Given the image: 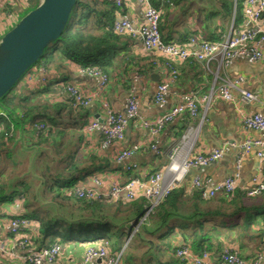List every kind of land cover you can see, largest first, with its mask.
Masks as SVG:
<instances>
[{
  "label": "crops",
  "instance_id": "crops-1",
  "mask_svg": "<svg viewBox=\"0 0 264 264\" xmlns=\"http://www.w3.org/2000/svg\"><path fill=\"white\" fill-rule=\"evenodd\" d=\"M38 1L0 0V37L21 15L32 8L33 3H38ZM156 1L154 0L155 3ZM122 3L123 11L116 17H125L133 24L144 22L143 7L137 0H122ZM168 10L161 18V31L166 41H182L187 37L182 34L184 31L190 32V29L198 32L196 35L188 34V38L191 36H195L198 40L201 38L200 33L202 32L193 14L182 15L175 8ZM249 26L263 27L264 20L260 18L256 22H250L244 17L235 31L245 30ZM229 32L231 33V27L227 33ZM125 54L140 57V60L138 63L127 66L118 62L113 68H108L109 82L101 91L97 88L96 77L80 73L79 68L72 65L67 70L60 69L58 72L45 70L43 65L35 66L31 72H28L29 76L26 75L20 80V84L29 85L33 91L32 98L37 100L68 103L67 99L70 96L63 88L66 84L78 87L83 93L91 95L92 99L87 106L83 107V113H85L83 122H86L83 129H79L75 121L71 122L70 115L62 114V117H58L60 123L46 136L47 142L44 145L38 146L32 142L30 145L29 135L19 130L16 137L6 144V149L0 151V186L4 184L7 192L1 195L2 197L0 196V239L5 242L7 248L6 251H0V264H28L22 256L29 251V247H21L17 241L22 239L23 235L29 236L33 241L31 242L32 247L36 248L41 238L38 232V217L57 216L58 214L68 216L71 212V203L67 200L53 199L50 195L48 198L37 197L35 200L37 204L31 207L36 210V215L31 218L27 217L32 221L30 225L27 228H21L15 234L10 232L9 220L13 217H23L29 210L25 207L24 199L20 195L10 194L16 182L11 176H24L27 173L37 175L39 164L37 162L33 164V162L37 160L40 150L45 151L49 157V170L53 167L55 171H61L63 175L68 172L66 170L68 162L83 157L75 173V176H78L75 184L93 187V178L97 177L101 180L100 186L95 187L99 192L105 191L112 183H124L131 174L145 176L154 171L164 172L168 152L173 146L186 142L187 145L192 146L191 155L205 154L215 149H221L222 155L205 166L190 168L185 172L179 185L184 189L185 197L191 194L195 178L201 179L204 183L209 181V184H213L231 175L235 171L239 155H241V160L238 163L239 178L236 181V187L247 191L251 187V179L254 176H260L264 182V148L261 150L262 155L258 156L257 150L254 149L239 154L237 147L246 139L262 136L259 130L242 128L241 118L253 113L264 115V50L258 60H253L248 56H239L220 67L218 66L220 55H216L207 62L194 58L184 60L174 58L172 62L178 69V76L176 81L167 88L165 100L161 104L153 102V94L156 85L166 72L162 67L165 57L156 52L147 51L138 38L128 39L120 56ZM223 75L229 78L242 77L243 80L239 87L257 94L258 100L242 102L238 99L235 90L232 100L219 98L214 89L219 83L218 77ZM188 91L195 92L200 115L187 117L184 113L166 124L156 137L158 151L152 150L151 135L141 121L156 119L171 106L179 103L181 96ZM130 96L135 98L137 114L127 124L122 141L105 145L102 143V136L98 130L92 132L85 130V126L92 119L102 120L101 104L103 101L108 102L113 110L124 112ZM206 96L208 99H204ZM132 146L138 147L134 154L122 161H117L118 153ZM88 154L95 155L98 161H95V164L91 163L88 160ZM43 158L47 157L41 159ZM133 163L136 167L127 169V166ZM164 176L168 179L171 174L165 172ZM41 182L40 178L35 189H42ZM54 188L58 187L54 186ZM246 202L247 211L238 220L233 219L230 227L223 229L224 233L215 239L220 246L217 247L215 241H212L214 244L208 251L213 259H216L222 249L227 246L245 259L251 258L256 253L262 254L264 259V191L256 196H247ZM172 226H174V233L170 235L172 242L180 244L183 241L182 232L185 231L188 235L191 230L190 226L184 228L180 223H173ZM127 233L128 230L125 231V235ZM138 233L136 232L133 236L135 238L140 236L142 239V242L137 244H140L139 247L144 245L142 252L144 254L152 247L148 244L149 242L153 244V238L146 233ZM124 236L121 237V242ZM60 240V234L55 236V242L61 245V251L52 264H82L83 253L87 245L100 243V240L94 238L85 242L76 240L61 242Z\"/></svg>",
  "mask_w": 264,
  "mask_h": 264
},
{
  "label": "trees",
  "instance_id": "trees-1",
  "mask_svg": "<svg viewBox=\"0 0 264 264\" xmlns=\"http://www.w3.org/2000/svg\"><path fill=\"white\" fill-rule=\"evenodd\" d=\"M245 1L157 0L155 3L154 0H150L151 4L160 11L159 31L164 41L166 40L161 31V18L166 15L168 9L175 8L182 15L193 14L202 32L200 39L219 41L230 27L231 33L234 32L244 19ZM36 5L37 3H33L32 7ZM123 8L122 2L115 5L112 0H76L66 27L58 38L44 49L40 58L31 67L36 64L43 65L45 70L58 72L60 69L67 70L71 65L78 68L93 65L103 69L109 76L108 68H113L118 62H122L125 66L138 63L140 57L130 54L120 56L131 37L118 34L112 29L116 15L121 13ZM197 32L194 29H190V32L184 31L182 36L187 37L179 42L186 41L190 33L196 35ZM32 95L33 91L27 83L16 82L9 93L0 99L1 152L6 149V144L16 137L19 130L29 135L30 145L31 142L38 146L44 145L47 142L46 136L60 123L58 117H62V114L70 115L71 122L75 121L79 129H83L86 124L83 122V114H85L83 107L74 106L70 98L67 99L68 103H51L43 99H34ZM185 115L189 116L188 113ZM37 124H43V128L36 129ZM8 155L10 156V151ZM42 157L47 158L41 159ZM87 157L93 164L98 161L93 154H88ZM80 160L82 161L83 157L68 162L66 166L68 172L63 175L53 167L49 170V157L45 151L40 150L37 160L33 162L39 164V172L35 170L38 172L37 175L27 173L24 176H11L16 182L10 194L20 195L24 199L25 207L29 209L23 217H35L36 210L31 207L37 204L35 201L37 197L48 198L50 195L53 199L62 198L71 203V212L68 216L58 214L38 217V232L41 238L39 246L36 245L37 249L51 245L55 242V236L60 234L61 242L70 240L85 242L93 238L103 241L99 244L105 245L110 255H115L122 251L121 237L125 235V231L128 229L133 231L138 226L139 233L142 231L155 238L154 240L151 238L153 244L150 242L148 244L152 247L139 257V264H184L175 255L178 245L188 243L197 253L203 249L209 250L214 244L212 241L224 233L223 229L229 228L233 219L238 220L247 211L246 200L249 195L247 191L237 187L230 193H219L211 198H203L200 188L192 185L191 194L185 197L184 189L178 186L153 208L145 224L140 225V219L149 207V200L144 196L125 200L123 197L84 198L74 193L72 186L78 179L75 173L81 163ZM132 176L139 175L131 174L129 178ZM40 178L42 189L37 190L35 188ZM6 193L3 184L0 186V196ZM173 223H180L184 228L190 226L188 235L185 231L182 232L183 241L180 244L172 242L170 235L174 233ZM136 238L138 241L136 240L134 245V252H127V246L121 252L117 264H138L135 262L137 258L135 250L140 245L137 243H141L142 239L140 236ZM30 240L33 242L32 239ZM215 245L220 246L216 241Z\"/></svg>",
  "mask_w": 264,
  "mask_h": 264
},
{
  "label": "built area",
  "instance_id": "built-area-1",
  "mask_svg": "<svg viewBox=\"0 0 264 264\" xmlns=\"http://www.w3.org/2000/svg\"><path fill=\"white\" fill-rule=\"evenodd\" d=\"M115 5H119L122 0H112ZM143 7L144 22L142 24H133L125 17H116L114 19L112 29L118 34H125L131 38H138L143 47L150 52H156L165 57L162 67L165 74L162 80L156 85L153 102L161 104L165 100V92L167 88L173 84L178 76V69L172 60L194 58L198 61L207 62L220 55L218 66H225L235 57L248 56L253 60L261 58L264 50V26H249L242 31H234L227 33L221 37L219 41H207L197 39L195 36L190 37L183 42H167L161 38L159 31L160 11L154 7L150 0H137ZM171 4V2H169ZM244 17L250 22H256L260 18L264 20V0H246L244 3ZM80 73L89 74L97 78V88L103 90L108 82L109 76L103 69L87 65L79 68ZM29 76V73L27 74ZM218 76V75H217ZM219 83L216 85L215 94L223 100H232L234 90L237 92L238 99L242 102H253L258 100V95L244 88L239 87L242 77L229 78L225 75L219 76ZM69 94L72 104L78 107H85L91 102V95L83 93L78 87L66 84L63 86ZM204 99H208L207 96ZM103 113L102 120L92 119L85 126L87 132L98 130L102 136V143L105 145L114 142H120L124 138L125 128L129 121L137 114V104L135 98L130 96L127 100V107L124 112H117L103 101L101 104ZM199 104L194 91H188L181 96L179 103L171 106L168 110L160 114L154 120H142V125L151 135L152 142L150 147L157 150L156 137L163 127L174 120L181 114L188 113L191 117L200 115ZM36 129H42L43 124H37ZM241 127L244 129H254L262 132L259 138L246 139L238 144L239 154L248 152L252 149L257 150L258 156L262 155L261 150L264 148V115L253 113L244 115L241 118ZM190 145V144H189ZM184 144L173 146L167 154V164L165 171H154L145 176H132L122 184L112 183L105 191H97L95 187L100 186L101 180L97 177L93 178V187L75 184L72 190L78 197L96 198L104 197L107 199H117L123 197L125 200H133L138 196H144L149 200V207L145 215L140 219V225L145 224L148 216L153 208L163 200V198L181 183L183 175L190 168L205 166L222 155L221 149H215L209 153H195L191 155L192 146ZM138 149L137 146L122 149L117 155V161H122L130 157ZM241 155L237 157L235 171L225 177L223 180L209 184L202 182L201 179L195 178L193 186L201 189L203 198H211L219 193H230L236 187V181L239 178L238 163ZM136 164L127 166V169L135 168ZM165 172L171 174L165 179ZM264 190V182L260 176H254L251 179V187L247 190V195L253 196ZM32 221L29 218L18 216L9 220L10 232L15 234L21 228H27ZM139 225V226H140ZM135 234V233H134ZM133 234V235H134ZM129 237V240L133 237ZM17 241L21 247H29V251L22 256L28 264H52L59 252L61 245L53 242L51 245L37 249L32 247L29 236ZM103 241H100V243ZM99 243H96V245ZM104 244H106L104 242ZM87 245L83 253L82 264H117L120 252L110 255L109 251L102 244ZM31 246V247H30ZM6 244L0 239V251H6ZM14 254V253H13ZM175 255L184 263L189 264H264L262 254L256 253L249 259H245L234 252L230 247L222 249L216 259L211 257L208 250L203 249L200 252H194L188 243L180 244L175 249Z\"/></svg>",
  "mask_w": 264,
  "mask_h": 264
},
{
  "label": "water",
  "instance_id": "water-1",
  "mask_svg": "<svg viewBox=\"0 0 264 264\" xmlns=\"http://www.w3.org/2000/svg\"><path fill=\"white\" fill-rule=\"evenodd\" d=\"M75 3L76 0H39L1 35L0 99L58 38ZM128 241L129 237L123 248Z\"/></svg>",
  "mask_w": 264,
  "mask_h": 264
},
{
  "label": "rangeland",
  "instance_id": "rangeland-1",
  "mask_svg": "<svg viewBox=\"0 0 264 264\" xmlns=\"http://www.w3.org/2000/svg\"><path fill=\"white\" fill-rule=\"evenodd\" d=\"M26 13V12H25ZM24 13V14H25ZM23 14V15H24ZM22 16V15H21ZM35 66H38L37 64L36 65H34L33 67H31V68H29L28 70H27V72L17 81V82H20V80H22V79H24V77L28 74V72H31V70H32V68H34ZM128 231H129V234H126L125 236H124V239H123V244H122V249H125L127 246V252L128 251H130L131 253L132 252H134V245H135V243H136V240H137V238H135L134 236L128 241V243L126 244V246L123 248V246H124V244H125V242L127 241V239H128V237H130V235L132 236L134 233H138L139 232V227L138 226H136L135 227V229L132 231H130V229H128ZM141 233H142V231H141ZM154 238V237H153ZM155 239V238H154ZM153 239V240H154ZM143 250H144V245H141L140 247H138L137 248V250H135L136 251V260H135V262L136 263H140V260H139V257L140 256H142V252H143ZM123 251V250H122ZM118 254V253H117Z\"/></svg>",
  "mask_w": 264,
  "mask_h": 264
},
{
  "label": "bare ground",
  "instance_id": "bare-ground-1",
  "mask_svg": "<svg viewBox=\"0 0 264 264\" xmlns=\"http://www.w3.org/2000/svg\"><path fill=\"white\" fill-rule=\"evenodd\" d=\"M192 37V36H191Z\"/></svg>",
  "mask_w": 264,
  "mask_h": 264
}]
</instances>
